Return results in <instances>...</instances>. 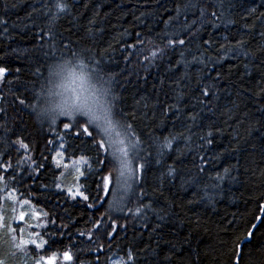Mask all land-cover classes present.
Returning a JSON list of instances; mask_svg holds the SVG:
<instances>
[{
  "label": "trees",
  "instance_id": "1",
  "mask_svg": "<svg viewBox=\"0 0 264 264\" xmlns=\"http://www.w3.org/2000/svg\"><path fill=\"white\" fill-rule=\"evenodd\" d=\"M0 21V194L43 215L35 231L49 246L32 245L33 256L237 264L251 222L259 228L239 264H264V0H0ZM77 54L108 82L113 119L137 142L136 176L120 195L116 172L105 192L93 183L97 160L111 161L104 175L118 168L110 150L97 154L87 136L49 143L51 124L35 119L49 64ZM68 119L52 130L63 136ZM60 143L67 162L85 160L87 201L61 187ZM10 247L0 230V260L21 264Z\"/></svg>",
  "mask_w": 264,
  "mask_h": 264
},
{
  "label": "snow or ice",
  "instance_id": "2",
  "mask_svg": "<svg viewBox=\"0 0 264 264\" xmlns=\"http://www.w3.org/2000/svg\"><path fill=\"white\" fill-rule=\"evenodd\" d=\"M56 8L58 11H63V9L66 8V5L57 3ZM213 15H215V13H213ZM55 19L56 17H52L53 21ZM0 23H2V21H0ZM179 43L183 44L184 41L181 40ZM6 71L7 69L0 67V78L4 77ZM69 76L73 78V81L76 79H81V77L77 76L73 70L69 71ZM202 94L207 95L208 93L205 91ZM21 103H23V101H21ZM60 115L69 118L67 122L60 121L63 126L62 132L64 135H60L59 129L56 131L52 130L51 125L56 124V122L53 121L49 129L53 136V140L48 141L49 143H53L57 139H63L64 136L73 137L76 139H79L81 136H87L91 140L95 141L97 154H99L101 151L108 153L110 150L111 156L118 162V168L113 167L106 175H104L102 173L104 169H108L109 163H111V161L107 159L104 161L97 160V163L103 165L101 173H98L100 174V181H93L98 191L105 192L109 189V183L112 179V172L117 173V184L121 183V178H125L124 182L127 184V181L132 180L136 176L137 169L133 168L132 161L129 159V155L130 152L136 150L137 142L128 135L131 125L121 123L120 121L113 119V110L111 104H98L91 100L90 96H83L82 98L81 94H76L73 105L62 108ZM93 125L95 126V129H99L97 135H100L102 138L97 140L96 136L93 135V132L90 131V127ZM118 129H122V131ZM208 135L211 136L212 133H209ZM18 143L22 148H28V145L24 144L23 141H18ZM171 143V140L166 138L163 147L170 148ZM208 143H211L210 139L208 140ZM60 147L63 148V145L61 144ZM138 167L139 170L142 171L145 165H139ZM225 171L227 172L228 170L226 169ZM79 178L87 180L84 171L79 173ZM217 178L223 179V177L219 175ZM88 191L89 189L87 188L86 184L82 185L81 188H77L75 191L69 189V193L73 196V198L82 197L85 201L89 199V196L85 194ZM97 199H99V196H97ZM24 203L28 204L29 202L24 201ZM258 210L264 213V206L260 207ZM136 211L139 212L140 208H137ZM19 219L21 221L25 219V214L23 212H21ZM253 219L255 220L257 217H253ZM39 226L40 225H35L33 227ZM249 227L251 230H246V234L244 236L236 238V247L233 249V255L237 256V264H239V261L243 259V248L251 244L255 238V230L259 228V225L249 222ZM113 231H115V229H113ZM13 239H15V237H13ZM26 243L35 245L38 248H45L49 246L48 241L44 240L40 234H36L35 239H29L27 241L21 240L20 243L16 245V247L21 251H24V245ZM63 257L65 260H71V256L68 251L63 253ZM0 264H4V261L0 260ZM35 264H42V262L36 261ZM49 264H51V261H49Z\"/></svg>",
  "mask_w": 264,
  "mask_h": 264
},
{
  "label": "clouds",
  "instance_id": "3",
  "mask_svg": "<svg viewBox=\"0 0 264 264\" xmlns=\"http://www.w3.org/2000/svg\"><path fill=\"white\" fill-rule=\"evenodd\" d=\"M70 70L81 77L75 80V87L69 86L73 81L69 76ZM76 94H81L82 98L90 96L98 104H112L114 95L108 82L91 70L81 54L49 64L47 75L39 87L35 119L48 124L58 122L64 117L60 115L61 109L73 105Z\"/></svg>",
  "mask_w": 264,
  "mask_h": 264
},
{
  "label": "rangeland",
  "instance_id": "4",
  "mask_svg": "<svg viewBox=\"0 0 264 264\" xmlns=\"http://www.w3.org/2000/svg\"><path fill=\"white\" fill-rule=\"evenodd\" d=\"M70 87H75V81H72L69 85ZM61 120V118H60ZM92 129L99 132V129H95V126H91ZM119 130V129H118ZM60 144H56L54 149V159L57 164H59L63 168L62 173V184L61 187L66 188L69 192V189L75 191L77 188H80L78 183L79 173L83 170L85 160L83 158H78L72 161L67 162L65 160L64 147L61 148ZM130 158V155H129ZM119 167V164H118ZM125 178H121V183L118 184V194H123L126 191L127 186L129 185L124 182ZM118 194L116 196H118ZM9 197L7 194H0V230H3L8 238V241L11 243V260L14 261L15 258L21 262V264H35L36 261H41L42 264H51L54 262V258L41 259L39 257H35L30 252V248L32 244H25L24 251H21L16 247L17 244L20 243L21 240L27 241L29 239H35L37 231L39 227H33L35 225H40L42 220V214L31 209L28 205L23 202L16 201L15 198H11L13 200L12 204L9 205ZM122 199L115 200L114 206L117 208L121 205ZM7 207V208H6ZM11 207V208H9ZM21 212L25 214V219L21 221L19 219ZM7 219V220H6ZM17 231V233H16ZM15 237V239H13ZM35 246V245H34ZM67 263V260L64 258H60L58 264ZM111 264H123L120 259H115Z\"/></svg>",
  "mask_w": 264,
  "mask_h": 264
}]
</instances>
